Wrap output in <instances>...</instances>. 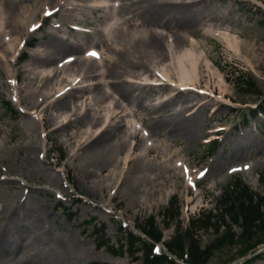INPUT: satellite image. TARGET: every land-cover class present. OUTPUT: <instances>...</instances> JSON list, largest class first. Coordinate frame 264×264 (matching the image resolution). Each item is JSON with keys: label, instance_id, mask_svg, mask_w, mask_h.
Returning a JSON list of instances; mask_svg holds the SVG:
<instances>
[{"label": "rangeland", "instance_id": "374dc122", "mask_svg": "<svg viewBox=\"0 0 264 264\" xmlns=\"http://www.w3.org/2000/svg\"><path fill=\"white\" fill-rule=\"evenodd\" d=\"M59 1H26L22 4L27 9L26 14L36 12V16L25 19L26 14H23L24 17L17 21L33 24L42 18V9L46 4L54 7ZM99 1L103 0H61L76 10L60 11L35 32L27 31L29 24L26 23L22 32L17 34L12 30L11 17L0 18V29L9 36L6 46H12V50H17L19 56L13 61L11 51L4 54V57L0 56V202L2 209L6 210L2 217L4 219L7 213L16 210L39 213V227H44L50 240L47 242L46 252L50 253L51 249L60 250L65 257L62 264H140V261H135L128 253H123L126 246L123 251L120 247L128 237V232L138 236L133 229H142L151 217L154 218V225L161 232L163 240L169 241L187 227L189 218L211 212L218 219L219 212L217 213L215 205L234 176L239 177L253 192L263 193L260 179L264 175V117L258 116L247 125L242 123L241 116L247 115L248 108L254 106L258 97L251 93L236 92L231 79L237 72H241L248 75V78L252 77L258 86L264 87V28L260 23H264V0H194L193 6L191 5L194 17L186 24L173 26L163 19L147 24L148 29H144L140 27L143 23H127L126 26L137 25L138 29L143 28L148 33L160 32L166 37L165 42L169 40V43H173L176 33L180 34L179 37L183 36L180 43H175L178 50L189 51L197 57L201 55L193 66L190 61L184 63L194 78V90L179 91L172 86L140 85L133 93L128 89V83L114 85L111 82L113 79L109 80L105 74L100 75L105 70L103 63L99 67L101 70L95 71L90 81L96 84L97 90L82 91L73 97L69 95L74 89H68L65 94L56 98L55 94L71 85L65 78L69 76L76 81L81 78V73L80 68L72 63L64 68H56L55 63L62 55L52 62L45 60L50 52L47 47L50 33L54 32L52 35L63 38L66 44H83L80 51L71 54L79 56L91 47L102 49L100 45L90 43L97 31L103 34V28L111 20L106 16L108 11L97 3ZM106 2L122 4L129 3L130 0ZM253 5L260 7L262 14H257ZM115 7L114 20L127 17V12H140L138 6L134 5L127 7L128 11L120 10L118 5ZM117 11H120L119 15L116 14ZM76 26L88 32L71 28ZM220 32H225L229 39L226 40ZM233 36L237 38L236 42L231 41ZM190 38L197 43H191ZM27 39H32L33 46L21 45ZM23 52L27 54V59L20 63ZM107 55L114 57L111 53ZM173 55L171 52L172 57L165 58L161 65L175 84L178 65ZM149 65L152 64L145 63V68L124 70L122 75L157 81L159 77ZM161 65L155 68L161 70ZM46 68L53 70L51 76L42 70ZM105 85L110 87L107 90L115 96H122L124 109L134 115L135 121L142 124L147 132L155 129L158 134L149 137L148 143L154 147H151L152 152L143 161L159 165L164 159L157 158V151L168 149L166 151L170 155H176L174 160L179 159L181 163L189 164L192 180L190 185L184 180L180 181L178 175L165 178L167 174L157 169L158 171L149 173L151 175L140 182L138 191L132 192L129 187L135 178L134 174L126 175L127 177L122 175L118 178L117 186L104 188L109 184L105 179L108 171L90 175L80 169L79 162L85 160L83 154L86 152L81 155L82 152L77 150L89 136L86 133L90 127L88 124L95 123L89 122L88 113L84 109L78 110L77 114L71 107L75 103L81 104L95 92H102ZM176 93L179 94L173 101L162 106L163 100L172 98ZM138 94L144 95L143 104L136 102ZM108 96L98 104L100 107L95 108L100 109L103 119L107 117V123L103 126L106 132L112 129L115 122L120 124L122 130L123 125L130 127L128 116H123L125 110L120 108L115 114V110L111 109V101L115 99ZM62 97L70 98L67 103L69 105L56 109V102ZM7 101L18 109L15 117L6 111L4 102ZM181 107V117L193 119L191 127H197L199 131L198 140L193 146L170 133L174 126L172 113ZM90 108L93 109L92 106ZM90 113L94 115L92 111ZM217 125L229 126L230 133L224 135L223 142L208 146L204 143V139L208 138L207 129ZM90 129L93 130L94 126ZM114 134L113 141L121 136V131ZM136 135L133 138L135 145L140 140ZM237 142L249 144V150L242 152L237 149ZM138 152V149L131 150L132 154ZM121 154H124L123 150L120 157ZM61 157L63 158L58 166ZM134 163L136 161L131 162L132 165ZM37 164H41L44 173L39 171L40 166L36 167ZM249 166L251 167L247 170ZM66 173L71 183L66 180ZM201 173L205 175L201 176ZM48 176L55 177L56 181L49 182ZM9 178L13 180L7 183ZM101 187L104 190H100ZM171 200L180 207L179 225L178 221L167 220L163 216ZM226 220L230 222L227 218ZM93 226L104 229L107 248L96 247L99 236L93 232ZM234 230L240 233L239 228L234 227ZM194 233V238L202 246L215 237L212 230L202 229ZM162 250L163 248L160 249ZM260 250L264 253V248ZM234 251H217L207 264H225L232 258ZM35 254L37 250L20 249L4 255L0 264H38L42 256ZM141 255L139 252L134 257L140 258ZM229 264L248 263L238 260ZM252 264H264V260H256Z\"/></svg>", "mask_w": 264, "mask_h": 264}, {"label": "bare ground", "instance_id": "6f19581e", "mask_svg": "<svg viewBox=\"0 0 264 264\" xmlns=\"http://www.w3.org/2000/svg\"><path fill=\"white\" fill-rule=\"evenodd\" d=\"M26 1L29 0H0V18H2L3 16H7L8 18L11 17V27L14 28L12 30L17 34H20L22 32V27H24L26 23L29 24V26L31 24V22H21L19 20L17 21L18 18H23L27 12V9L22 6V4ZM193 1L194 0H130L129 3L119 4L118 8H120V10L128 11V8L134 5L135 7L138 6V10H140V12H127L125 13L127 17L123 16L118 20L113 19V21L104 28L106 31L105 35H101L99 31L94 34V36L90 40V43L97 44L102 47V50L100 52L101 56H99L98 60L91 59L86 54L85 56L83 55L81 57H75L76 59L74 58L73 64L80 68V82L84 83V85L72 91L71 95L69 96L74 97V94L76 95V93L82 91L86 92L97 90L98 87H95L96 84H94L93 82L90 83V81L95 75L94 72L98 71V69L101 70V68H99V64L103 63L105 64V70H103L100 75L104 76L105 74L109 80L113 79L111 82L114 85L118 83L122 84L124 82L128 83V89H130V92L133 93L138 90L140 85L142 84L153 85L151 87H155L156 85H173L176 86L179 91L191 88L194 78L191 76L190 71L185 68L184 63H187L186 61H190V63H193L191 66H193L194 63H196V61L200 59L201 55L197 57L192 55L189 51L180 52V50H178V45H176L175 43H180L181 40L184 39V37H179V33H176V35L174 36L173 43H168V40L167 42H165L166 37H163L161 34L154 31L148 33V30L144 31L142 29H148V25L150 23L154 21H161L163 19H165L173 26H179L188 23L194 17L192 11ZM97 3H103L105 10L108 11L106 14L107 18L113 14V11L111 10H113L115 7H112V3H108L106 2V0L99 1ZM58 4H61V0L58 2ZM61 8L70 12L76 10L75 7H67L65 4H62ZM49 10L50 9L48 7H45L44 11ZM119 13L120 11L116 12L117 15H119ZM29 16H36V12H30L29 14H26L25 19ZM129 21H136L139 22V24L143 23V26H140L143 28L138 29V26L135 24L133 25H135L136 27H131L132 25L126 26ZM37 23L39 22L34 23L30 26V28L33 29L37 25ZM144 23H146L145 25H148L145 26ZM53 33L54 32L50 33V38L47 42V47H49L48 50H50V52L48 54L49 57H47L45 60H50L52 62L59 55H62L59 61L61 62L63 61V59H65L64 62L66 61L64 64L61 63L59 65L62 67L65 64L69 63L68 61H70L72 57H74V54H71V52L74 53L80 51L83 47V44H80V42H78V44H66L63 38H60L57 35H52ZM8 38V34L2 32V29H0V56L4 57V54L11 51L13 53L11 58L12 61L14 56L16 55L17 50L13 51L12 46H6ZM224 38L226 40L229 39L227 34L226 36H224ZM231 41L236 42L237 38L233 36L231 38ZM190 42L193 43L196 41L191 40ZM86 52H95L97 55L98 51L96 52L95 50L89 48ZM171 52L174 54L173 57L175 58L178 65L176 76L177 83L175 84L171 80L168 71L161 65L162 61L165 58H169L171 56ZM107 53H111V55H114V57L108 56ZM145 63L152 64L149 66L153 68H157L159 65H161V70H156L155 68V71L161 74L163 80L162 82H156L148 78L142 81L139 76H132L127 74L124 77L122 75L123 71L127 69L133 70L136 67L145 68ZM74 65L72 67H74ZM49 73L52 74V71H50ZM67 80L70 81L69 83H71L74 79H70L69 77L67 78ZM107 86L108 85L104 86L106 88L102 90V92H95L92 97L87 98V100L85 99V101H83L81 104L76 105L75 103V105L71 107L74 108L73 111H75L77 114L78 110L84 109V111L88 113L87 116H89V122H94L96 125L95 126L88 124L90 127L88 128V130H86V133H89L88 137L90 138L88 139V137H86V139L83 141L84 145H80L77 150L78 152H82L81 155L86 152L85 155L83 154V156L86 157L85 160L79 162L80 169L89 174L98 172L105 173L106 171H108L106 172L105 179H107L109 184H106L104 188H109V186L112 185L117 186L119 183L118 178H120L122 175L124 177H127L126 175L134 174L135 178L132 179L133 182L131 185H129L130 191L132 192H134L135 190L138 191L140 182L143 181L146 176L151 175L149 173L158 171L159 169H161V173L167 174V177L164 176L165 178H170L171 176L178 175L180 181L186 178V181L188 180V183H191L192 181L189 180L190 172L188 170H183L182 167L177 164L179 159L174 160V157L176 155H170V153L166 151L168 149L162 151L164 149L163 148L157 151V158L160 157L165 160L161 161L159 165L143 161V159L146 158V156H148L150 152H152V146L148 145L147 141H149V138L147 137L158 135L155 132V129H151L149 133L145 132L144 128L141 125L139 126V124L133 121V119H131V123L132 125H135L137 129L132 125L131 127L123 125L122 130V127L119 126L120 124L118 122H115L113 124L110 131L106 132V128H104V130L102 129L107 122V117L103 119V117L100 116V109L95 108L100 107L98 104L109 97L108 95H112V92L109 93L110 90H107L110 89V87ZM113 93H115V91H113ZM178 94L179 93H176L172 98H166L165 100H163L162 106L167 105L168 103L173 101L174 97H176ZM143 96L138 94L136 102H138L139 104H143ZM113 97L115 101H111V104H113L111 106V109L115 110L114 113L116 114V110L120 108L124 109V99H122V96L117 97L114 95ZM68 101H70V98L62 97L56 102L55 108L62 109L68 103ZM68 105L69 104H67V106ZM90 106H92L93 109H91ZM124 110L123 116H128L127 118L133 117L129 114V111H126V109ZM90 111L93 112V116ZM181 115L182 107L178 108L172 113V121L174 126L172 130H170V133L172 136L178 137L179 140H186L191 146H193L197 142L199 137L198 128L191 127L190 122L192 123L193 119L187 120L184 117H181ZM91 126H94L93 130L90 129ZM211 128L212 129L209 130V134L228 129L227 126L222 127L221 125L213 126ZM136 130L140 131L142 135L137 145H135L133 140L136 134ZM116 131H121V136L119 135L120 137L117 140L113 141L112 137L113 135H116L114 134ZM216 138L221 139L222 137L214 136L209 140ZM236 148L241 150L242 152H246L249 150V144L247 145L243 142H237ZM132 149H138L139 152L137 154H132ZM122 150L124 154H121L122 156L120 157L119 154ZM133 161H136V163L132 165L131 162ZM39 166V171L44 173V170H41V164L36 165V167ZM250 167L251 166H249L247 170H249ZM32 171L38 173V171H36L35 169H33ZM243 171L247 172L246 170ZM9 179L6 180L7 183L12 182L13 180ZM124 179L125 178H123V180ZM47 180L52 183L56 181V178L53 176H48ZM100 184L102 185L101 181ZM122 184L123 182L121 183V185ZM104 188L101 187L100 190H104ZM22 212H19L17 210L12 211L10 213H7L6 218L3 219L2 215L6 213V210L2 209V205L0 202V259L2 257H5L4 255L6 254L14 253L20 249H25L28 251L37 250V254L35 255L42 256L38 264H62V262L65 260V257L62 255V252H60V250L53 251L51 249L49 250L50 253L46 252L47 242L50 240L48 239L44 227H39L40 214L33 213L32 210H27L26 212L22 210Z\"/></svg>", "mask_w": 264, "mask_h": 264}, {"label": "trees", "instance_id": "16d2710c", "mask_svg": "<svg viewBox=\"0 0 264 264\" xmlns=\"http://www.w3.org/2000/svg\"><path fill=\"white\" fill-rule=\"evenodd\" d=\"M256 13L261 14L262 12L257 9ZM260 23L264 28V23ZM246 76L248 75L237 72L231 79L233 81L232 84L237 91L258 95L260 101L257 111L264 114V94L262 93V88L258 86L252 77L248 78ZM4 105L13 115L16 114L8 103L4 102ZM253 114H255V111H252ZM260 182L262 183L263 194L249 190L238 177H233L216 205V209L220 213L219 220L216 221L215 216L211 213L191 218L187 229L183 233H177L171 241L166 243L167 250L171 254L182 258L184 245L187 242L186 261L189 264H206L215 250L225 247H238V254L240 256L253 252L257 246L264 243V175L261 176ZM165 213L164 216L167 220H178V208L172 201L165 210ZM225 218H228L231 224H228ZM233 225L241 229L239 235L233 232ZM221 226L224 227V230L219 233ZM209 228L215 231L216 238L210 244L200 248L199 242L194 239V232H199L202 229L208 230ZM94 232L99 234L96 246L98 248L105 247L107 242L104 239V229H96ZM143 232L155 243L160 242L161 233L154 226L153 218L147 221V224L143 227ZM137 243L140 244L139 249L136 247ZM126 244L132 257L138 251L142 252L141 264H176L164 254H154L152 245H147L132 235L128 236ZM120 248L123 250V245ZM110 251L113 252V249L110 248Z\"/></svg>", "mask_w": 264, "mask_h": 264}, {"label": "snow or ice", "instance_id": "6c2138e0", "mask_svg": "<svg viewBox=\"0 0 264 264\" xmlns=\"http://www.w3.org/2000/svg\"><path fill=\"white\" fill-rule=\"evenodd\" d=\"M32 29H30V31H31ZM86 55L87 56H96V53L95 52H88V53H86ZM68 62H71V61H68ZM235 171V170H234ZM204 175V173H201V176H203Z\"/></svg>", "mask_w": 264, "mask_h": 264}]
</instances>
